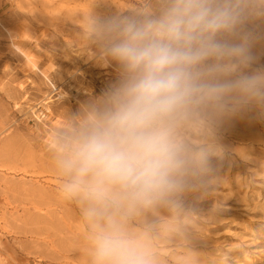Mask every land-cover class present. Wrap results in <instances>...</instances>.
<instances>
[{"label":"clouds","instance_id":"1","mask_svg":"<svg viewBox=\"0 0 264 264\" xmlns=\"http://www.w3.org/2000/svg\"><path fill=\"white\" fill-rule=\"evenodd\" d=\"M120 7L104 16L90 6L78 21L118 78L67 117L50 164L58 197L80 209L87 264H161L157 236L178 232L217 183L218 129L264 117V0Z\"/></svg>","mask_w":264,"mask_h":264},{"label":"rangeland","instance_id":"2","mask_svg":"<svg viewBox=\"0 0 264 264\" xmlns=\"http://www.w3.org/2000/svg\"><path fill=\"white\" fill-rule=\"evenodd\" d=\"M144 2L0 0V264H87L80 209L58 197L50 154L119 69L81 41L78 21L90 6L106 16ZM255 52L264 65V41ZM217 139V183L178 232L157 236L161 264H264V117H234Z\"/></svg>","mask_w":264,"mask_h":264}]
</instances>
